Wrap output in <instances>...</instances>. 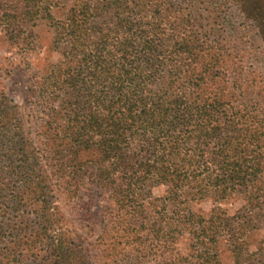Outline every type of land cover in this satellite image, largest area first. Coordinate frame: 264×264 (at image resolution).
I'll use <instances>...</instances> for the list:
<instances>
[{"label":"rangeland","instance_id":"obj_1","mask_svg":"<svg viewBox=\"0 0 264 264\" xmlns=\"http://www.w3.org/2000/svg\"><path fill=\"white\" fill-rule=\"evenodd\" d=\"M79 1L0 0V264H264V0H171L218 54L208 101L220 93L223 105L205 126L223 131L178 130L142 152L144 137L130 136L132 163L160 166L133 181L101 177L96 147L65 152L55 132L80 60L68 18L101 26ZM235 128L258 140L253 153L242 136L236 158L221 152ZM218 150L242 171L215 186Z\"/></svg>","mask_w":264,"mask_h":264},{"label":"trees","instance_id":"obj_2","mask_svg":"<svg viewBox=\"0 0 264 264\" xmlns=\"http://www.w3.org/2000/svg\"><path fill=\"white\" fill-rule=\"evenodd\" d=\"M82 1L78 3L82 14L100 19L101 26L98 29L73 15L68 18L66 28L80 60L75 70H68L70 77L62 83L67 88L54 109L63 113L60 115L64 121L57 123L55 132L65 141V152L71 153L81 146L96 147L101 154L97 167L101 177L121 171L133 181L144 177L139 173L141 169L150 175L160 166L149 162L150 159L140 165L132 163L136 159L128 151L130 136L144 137V147L139 149L142 152L162 148H152L157 136H171L178 130L193 131V127L203 134L223 128L219 119H215L217 125L205 126L221 112L223 105L220 93H215L216 101H208L209 85L216 83L209 66L217 61L218 54H212L210 42L199 37L189 13L171 0ZM94 29L98 30L97 37L88 34ZM57 121L58 118L54 122ZM198 122L204 126L195 127ZM234 130H227L226 133L237 135L224 138L225 148L221 152H234L236 158L241 145L237 142L242 136L247 140L245 147H253L249 150L253 153L258 140L246 132L245 136L239 134L244 132L242 129ZM169 147L178 148L177 144ZM217 152L212 160L216 167L210 177L215 186L234 180L242 171H229L218 160L222 153ZM74 251L71 253L76 255ZM58 262L80 264L73 263L71 256L65 254Z\"/></svg>","mask_w":264,"mask_h":264}]
</instances>
